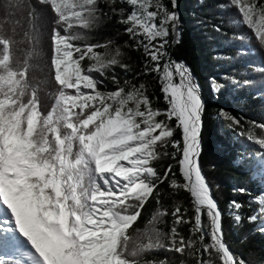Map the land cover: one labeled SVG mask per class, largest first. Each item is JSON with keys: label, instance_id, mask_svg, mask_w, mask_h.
<instances>
[{"label": "snow or ice", "instance_id": "1", "mask_svg": "<svg viewBox=\"0 0 264 264\" xmlns=\"http://www.w3.org/2000/svg\"><path fill=\"white\" fill-rule=\"evenodd\" d=\"M229 2L239 13L236 22L264 48V0ZM38 6L51 16L50 56ZM177 8L178 0L171 9L165 0L0 3L12 21L10 30L0 27V264H190L186 257L195 264H248L228 245L223 211L202 174V88L167 50L182 35ZM114 18L131 41L124 46L142 50L141 75L155 74L166 109L153 106L144 83L120 82L114 70L128 65L113 39L88 42L87 33ZM253 71L264 76V60ZM49 84L53 102L45 110L42 91ZM212 85L217 92L222 87ZM217 115L243 128L227 110ZM250 125L240 135L264 149V134L254 131L264 133V123ZM162 157L178 164L182 183L173 164L163 174L154 167ZM166 181L191 194V214L160 203ZM150 199L158 207L149 227L134 228ZM252 203L258 211L247 220L261 221L257 231L264 234V185ZM243 207L236 200L228 205L236 224ZM169 216L166 232L157 225ZM184 225H190L187 238L178 231ZM159 251L180 258H154Z\"/></svg>", "mask_w": 264, "mask_h": 264}, {"label": "trees", "instance_id": "2", "mask_svg": "<svg viewBox=\"0 0 264 264\" xmlns=\"http://www.w3.org/2000/svg\"><path fill=\"white\" fill-rule=\"evenodd\" d=\"M5 2L6 0H0V3ZM178 7L182 20L180 43L172 44L167 50L174 60L184 62L193 71L202 88L206 105L200 157L202 172L223 211L225 239L231 250L248 261V264H264V234L257 231L261 221L250 223L247 220L248 216L258 211V205L252 203L249 206V201L251 197L261 192L264 185V172H260L259 168V161L264 159V153L255 142L249 141L246 135H240L241 131L247 133L251 126L250 122L264 123V86L241 84L243 80L239 82V75L244 70L252 71L264 60V48H261L257 41L247 37L245 28L236 22L239 19L237 10L228 0H178ZM38 11L46 25L43 47L47 56H50L51 41L47 33L51 30V16L42 6H38ZM0 27L9 30L12 27V21L3 12H0ZM123 28L124 26L116 23L114 18L111 22H106L87 33V40L95 43L113 39L115 41L113 47L120 46L123 53L121 62L128 65L127 70L120 67L114 70L120 82L129 80L137 86L144 83L147 94L153 100V106L166 109L167 104L159 91L158 80L153 78L155 74L141 75L144 65L142 50L124 46L128 37L123 34ZM74 30L80 31L78 27ZM112 74L110 72L109 76ZM213 81L222 86L215 93L212 91ZM234 81L236 85L233 84ZM106 83L108 87H114L110 80ZM52 92L54 88L51 84L43 88L45 110L53 102L50 96ZM221 109L238 117L243 128H232L227 122L220 121L217 113ZM254 131L258 136L264 134L260 129ZM168 150L173 151L171 148ZM169 164L174 165L177 179L182 183L183 177L179 175V166L170 157H162L155 161L154 167L163 174ZM238 188H246L249 194L235 192L234 189ZM160 192V203L169 211L174 210L175 205L179 204L182 209L188 208L189 214L192 213V198L186 190L175 191L166 181L160 186ZM233 200L244 205L240 210L243 217L240 224H236L229 215L228 205ZM157 207L156 200L150 199L142 217L133 227L140 230L148 228ZM171 220L170 216L166 217V222L157 227L170 232ZM178 231L186 238L192 235L190 225H184L178 228ZM165 256L180 258L179 254L171 252L159 251L153 254V257L158 259ZM186 259L190 264H195L194 258Z\"/></svg>", "mask_w": 264, "mask_h": 264}, {"label": "rangeland", "instance_id": "3", "mask_svg": "<svg viewBox=\"0 0 264 264\" xmlns=\"http://www.w3.org/2000/svg\"><path fill=\"white\" fill-rule=\"evenodd\" d=\"M165 3H167V4L169 3L170 5H168V6L171 9V0H165ZM176 11H178L179 16H180V31H181L182 20H181V15H180L179 8H177ZM237 14H238V17H239V13L238 12H237ZM243 28H245V31L244 32L246 33L247 37H249V39H252L251 38L252 34L247 29V27L246 26H243ZM239 77H240V81L239 82H241V80L244 81L245 79H248V80H251L252 81L251 84H256V85H262L263 84V86H264V76H262L260 73H257V72H255L253 70L252 71H247V69H246V71L244 70V72L241 73V75H239ZM226 80H229V79H226ZM243 81L241 82V84H243ZM229 84L231 85V82ZM233 84L236 85V81H234ZM212 91H213V93H215V91L213 90V88H212ZM218 119L220 121L223 120V121L227 122V124H229V122L227 120L223 119V118H219L218 117ZM257 146H259V145L257 144ZM259 148H260V146H259ZM260 149H262V148H260ZM262 151L264 153V149H262ZM259 168H260V172H264V159H262L261 161H259ZM206 220H207V218L205 217V221Z\"/></svg>", "mask_w": 264, "mask_h": 264}, {"label": "water", "instance_id": "4", "mask_svg": "<svg viewBox=\"0 0 264 264\" xmlns=\"http://www.w3.org/2000/svg\"><path fill=\"white\" fill-rule=\"evenodd\" d=\"M179 8V7H178ZM192 71V70H191ZM193 72V71H192ZM194 74V73H193ZM194 76H195V74H194ZM195 78L197 79V77L195 76ZM197 81H198V79H197ZM203 99H204V97H203ZM205 102V101H204ZM202 174H203V172H202ZM204 175V174H203ZM205 176V175H204ZM206 182H207V180H206ZM210 191H211V193L213 194V192H212V189H211V187H210ZM190 196H191V194H190ZM214 197V196H213ZM192 198V197H191ZM215 199V198H214ZM192 200H193V198H192ZM216 200V199H215Z\"/></svg>", "mask_w": 264, "mask_h": 264}]
</instances>
